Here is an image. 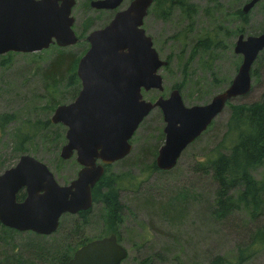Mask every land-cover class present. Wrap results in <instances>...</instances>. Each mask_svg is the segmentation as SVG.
<instances>
[{"label":"rangeland","instance_id":"1","mask_svg":"<svg viewBox=\"0 0 264 264\" xmlns=\"http://www.w3.org/2000/svg\"><path fill=\"white\" fill-rule=\"evenodd\" d=\"M90 1L76 0L72 10V29L80 39L76 45L67 48L52 45L36 53L0 56V116L12 117L8 123L0 121V167L4 164L11 168L18 162L19 157L15 158L11 153V133L16 128L27 126L28 122L49 120L57 106L69 104L77 96L80 84L76 86L68 82V74L51 86L45 73L59 51L72 52L80 59L89 48L86 36L107 25L116 12L93 10L87 7ZM129 1L124 0L119 10L126 8ZM245 1L248 0H186L194 7L191 19L175 8H172L168 20L160 19L157 12H149L142 28L151 37L161 60L169 64L159 71L164 91H153L143 98L152 102L160 95L166 98L174 85L182 84L183 104L190 107L204 105L223 91L241 61L240 56L233 54L236 37L239 34L257 36L264 31V0L249 11L243 24L236 11L242 9ZM86 21L90 23L89 29L81 37ZM206 36L214 37L219 48L209 55L202 53L201 59H191L185 68L192 46ZM200 60L207 62L203 64L205 66ZM212 63L216 87L212 74L206 70ZM253 71L255 76L251 77L250 92L232 100L228 103L230 106L264 101V51L253 63ZM228 104L211 126L185 149L172 170L152 172L149 166L164 140L163 122L157 109L138 127L131 140L132 151L124 162L112 165L113 173L129 174L139 183L137 193L120 192L123 204L121 245L127 252L121 264H141L149 258L150 264H209L214 257L222 258L224 264H239V254L250 248L254 233L264 228V206L254 220L236 210L226 217L216 215V185L212 182L210 169L202 164L214 159L218 153H225L228 139L224 141V138L231 115ZM59 148L35 137L25 155L44 163L56 182L64 185L75 177L79 167L72 158L56 170L55 157H59ZM4 170L0 168V174ZM252 175L256 180L263 178L264 164L253 170ZM162 209L167 217L162 216ZM75 217L66 214L61 218L57 236L40 237L29 232L0 230V237L4 240H0L4 242L0 244V260L9 255L20 259L19 264H51L47 256L52 260L62 255L66 251L62 244L69 243L74 237ZM112 224V220L104 216L102 205L93 204L86 224L79 228V236L83 239L99 237L110 232L108 227ZM13 251L18 253L14 254L16 258L11 254ZM252 251L247 258L243 253L245 259L240 264H264V248L253 247Z\"/></svg>","mask_w":264,"mask_h":264},{"label":"water","instance_id":"2","mask_svg":"<svg viewBox=\"0 0 264 264\" xmlns=\"http://www.w3.org/2000/svg\"><path fill=\"white\" fill-rule=\"evenodd\" d=\"M91 0L96 11H116L103 28L85 38L88 50L78 60L76 77L80 90L74 100L57 106L50 118L65 127L62 161L74 157L79 169L67 185L56 182L42 162L21 155L18 162L0 174V224L17 232L40 236L53 234L63 214L75 215L91 208L92 189L104 168L131 152V139L151 111L159 109L164 140L157 151L155 167L172 170L183 151L212 124L227 103L251 90V68L264 50V31L257 36L239 34L233 53L241 62L229 85L204 105L187 107L180 91L171 89L154 102L142 91L163 92L161 60L152 40L143 30V20L154 0ZM261 0H249L243 15ZM76 0H0V56L36 53L51 45L67 48L78 43L73 31L72 10ZM24 190L25 197L17 201ZM127 255L116 236L93 239L78 248L66 264H121Z\"/></svg>","mask_w":264,"mask_h":264},{"label":"trees","instance_id":"3","mask_svg":"<svg viewBox=\"0 0 264 264\" xmlns=\"http://www.w3.org/2000/svg\"><path fill=\"white\" fill-rule=\"evenodd\" d=\"M88 6L89 4H87V7ZM172 8L179 10L181 14L185 15L188 19H191L194 11V7L187 4L186 0H154L149 12H157L159 18L168 20ZM236 15L243 24L246 23V15H243L241 10H237ZM89 24V21H86L83 25L81 37L88 31ZM241 32H243V30H241ZM219 46L220 44L214 37L206 36L200 38L192 46L191 55L189 56V60L185 62L184 67H188L191 59L195 57L201 59L202 53L209 55L218 49ZM197 51L199 52L196 54ZM8 56H10V54H7V57ZM78 60L79 58L72 52H57L47 68L48 70L45 73V78L47 81L51 82V86H54L65 74H68L67 81L73 82V84L78 86L79 80L75 75V67L77 66ZM200 61L201 65L207 63L202 60ZM3 62H5V58ZM213 63L211 65L209 64L206 70H209L210 74H212V81L214 87H216L217 79L212 71ZM184 75H186V73H184ZM254 76L255 72L253 71L251 72V77ZM172 88L180 91L182 84L174 85ZM151 92L153 91H149L143 95H149ZM229 107L231 109V115L224 138V141L228 139L227 144L224 146L225 153L217 152L218 154H216L214 159L208 161V163H204L205 165L202 164V166H208V169L211 171L212 182L216 185L215 204L217 207V217H226L231 214L233 210H236L245 213L248 219L254 220L259 216L264 206V177L260 180H256L252 175L253 170L262 167L264 164V101L261 100L248 105H229ZM11 120V116L5 114L0 116V121L5 123ZM27 124V126L25 124L22 127L16 128L11 133V153L13 157L17 158L22 154L28 153L30 150L29 145L33 142V138L35 137H39L42 143L55 145L56 149L64 144V128L61 125H53L49 120H45L44 122L37 121L34 123L28 122ZM55 161L56 170L67 162L62 161L57 156L55 157ZM121 162H124V160ZM149 166L152 172H159L155 167L154 160ZM0 168L4 170L8 167L3 164ZM111 168L112 166L105 168L104 175L92 189L93 204L102 205L104 216L113 222V224L108 227L110 232L92 239L80 238L79 228L86 224L91 209L78 213L75 217L77 222L73 225H77V228H75L72 234L74 237H72L69 243L64 241L65 244H62V247H64L66 251H64L62 255H58L52 258V260L50 256H47L51 264L52 262H56V264H66L79 247L93 239H99L114 234L117 238V242L121 244L120 225L122 222L123 204L120 200V192L129 191L137 193L139 183H137L134 177H129V174L113 173ZM22 197L23 195H21V198ZM17 198L20 199L19 196ZM161 214L162 216H166L164 210ZM0 230L11 231L12 229L6 228L0 224ZM57 230L52 234L53 236L58 235ZM13 231L16 232L15 230ZM68 233H70V231H68ZM0 240L4 241L1 237ZM2 241H0V244H4ZM253 247L264 248V228L254 233L252 245L250 246L251 250L248 248L239 254L237 260L239 264L245 259L243 253H246V258L253 254ZM11 254L14 255L18 253L13 251ZM14 257L16 258L15 255ZM12 258L13 257L7 255L0 260V264H19L17 262H20V259L16 260L13 258V260ZM149 260L150 258L142 261L141 264H150ZM209 264H224V260L220 257H214Z\"/></svg>","mask_w":264,"mask_h":264},{"label":"flooded vegetation","instance_id":"4","mask_svg":"<svg viewBox=\"0 0 264 264\" xmlns=\"http://www.w3.org/2000/svg\"><path fill=\"white\" fill-rule=\"evenodd\" d=\"M74 7H75V6H74ZM148 13H149V12H148ZM160 19H161V18H160ZM86 37H87V36H86ZM150 38H151V37H150ZM78 40H80L79 37H78ZM81 41H82V40H81ZM85 41H86V40H85ZM51 46H52V45H51ZM88 46H89V44H88ZM153 48H154V47H153ZM233 48H234V47H233ZM157 54H158V53H157ZM233 54H234V53H233ZM234 55H235V54H234ZM158 56H159V55H158ZM159 58H160V57H159ZM160 59H161V58H160ZM77 63H78V62H77ZM167 65H168V64H167ZM167 65H166V66H167ZM76 67H77V66H76ZM164 68H165V67H164ZM161 69H162V68H161ZM161 69H160V70H161ZM160 70H159V71H160ZM75 72H76V70H75ZM75 75H76V74H75ZM77 79H78V78H77ZM79 84H80V83H79ZM172 89H173V88H172ZM79 90H80V89H79ZM151 91H155V90H151ZM78 92H79V91H78ZM148 92H149V91H148ZM144 93H147V92L142 91V95H143ZM158 93H162V92H158ZM77 94H78V93H77ZM160 96H162V95H160ZM160 96H159V97H160ZM162 97H163V96H162ZM151 102H152V101H151ZM154 110H155V109H154ZM157 110H159V109H157ZM151 112H152V111H151ZM151 112H150V113H151ZM150 113H149V114H150ZM159 113H160V116H161V119H162V114H161L160 110H159ZM144 119H145V118H144ZM49 121H50V119H49ZM143 121H144V120H143ZM143 121H142V122H143ZM142 122H141V123H142ZM162 122H163V121H162ZM140 125H141V124H140ZM140 125H139V126H140ZM61 126H62V125H61ZM62 127H63V126H62ZM163 127H164V124H163ZM64 128H65V127H64ZM136 131H137V130H136ZM161 132H162L163 139H164L163 128H162ZM64 133H65V131H64ZM134 134H135V133H134ZM133 136H134V135H133ZM132 138H133V137H132ZM131 140H132V139H131ZM64 141H65V137H64ZM64 143H65V142H64ZM131 145H132V143H131ZM60 148H61V147H60ZM59 151H60V150H59ZM131 151H132V149H131ZM130 153H131V152H130ZM22 155H25V154H22ZM20 156H21V155H20ZM20 156H19V157H20ZM126 157H127V156H126ZM126 157H125V158H126ZM73 158H74V157H73ZM125 158H124V159H125ZM155 158H156V157H155ZM71 159H72V158H71ZM179 159H180V158H179ZM74 160H75V159H74ZM122 160H123V159H122ZM122 160H120V161H122ZM67 161H69V160H67ZM120 161H118V162H120ZM118 162H115V163H118ZM115 163H113L112 165H114ZM154 164H155V160H154ZM112 165H110V166H112ZM176 165H177V164H176ZM110 166H106V167H110ZM78 167H79V166H78ZM106 167H105V168H106ZM105 168H104V172H105ZM6 169H8V168H6ZM6 169H5V170H6ZM78 169H79V168H78ZM77 171H78V170H77ZM158 171H159V170H158ZM160 172H164V171H160ZM76 173H77V172H76ZM103 175H104V174H103ZM75 176H76V175H75ZM74 178H75V177H74ZM74 178H73V179H74ZM73 179H72V180H73ZM69 183H70V182H68V184H69ZM64 185H67V184H64ZM93 188H94V187H93ZM21 195H23L22 198H21ZM18 196H19L20 199L17 198V201H22V200L24 199V197H25V192H24V190L19 191L18 194H17V197H18ZM92 201H93V199H92ZM92 206H93V204H92ZM92 206H91V208H92ZM91 208H90V209H91ZM90 209H88V210H90ZM88 210H86V211H88ZM83 212H85V211H83ZM79 213H81V212H79ZM77 214H78V213H77ZM77 214H75V215H73V216H77ZM64 215H66V214H63V215L61 216V218H62ZM69 215H70V214H69ZM61 218H60V220H61ZM60 220H59V224H60ZM58 227H59V225H58ZM57 229H58V228H57ZM55 232H56V231H55ZM55 232H54V233H55ZM54 233H53V234H54ZM51 235H52V234H51ZM39 236H40V235H39ZM49 236H50V235H49ZM102 238H103V237H102ZM90 241H91V240H90ZM79 248H80V247H79ZM126 256H127V255H126ZM123 261H124V260H123ZM123 261H122V262H123ZM122 262H121V263H122Z\"/></svg>","mask_w":264,"mask_h":264}]
</instances>
